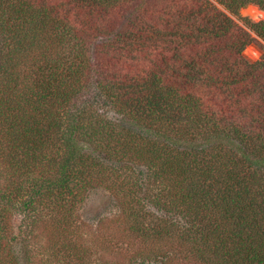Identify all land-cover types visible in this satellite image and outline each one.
<instances>
[{
    "label": "trees",
    "instance_id": "obj_1",
    "mask_svg": "<svg viewBox=\"0 0 264 264\" xmlns=\"http://www.w3.org/2000/svg\"><path fill=\"white\" fill-rule=\"evenodd\" d=\"M250 6L0 0V264H114L83 241L95 190L114 208L91 222L104 245L105 222L141 244L126 264H264Z\"/></svg>",
    "mask_w": 264,
    "mask_h": 264
},
{
    "label": "rangeland",
    "instance_id": "obj_2",
    "mask_svg": "<svg viewBox=\"0 0 264 264\" xmlns=\"http://www.w3.org/2000/svg\"><path fill=\"white\" fill-rule=\"evenodd\" d=\"M243 15L249 16L255 22L264 21V11L260 10L257 6H250L244 9ZM244 54L252 61H257L261 57V53L254 46H248ZM113 114L115 113H110V115ZM112 206L111 199L107 192L104 190H95L91 192L81 213L82 220L87 225V233L83 241L90 249L94 258L105 255V258L113 261L114 264H126L134 257V251L139 247L140 243L138 244V242H133L131 240L124 241L125 234H120V232L116 231L115 224L111 225V223L107 224L105 222V238L108 235L113 236V238L110 237L111 242L107 240V243L104 245L102 237L95 234L93 223H91L103 217H111V215L114 214V208ZM41 240L43 242V238H41ZM159 247L163 249L167 248V246L163 244Z\"/></svg>",
    "mask_w": 264,
    "mask_h": 264
}]
</instances>
